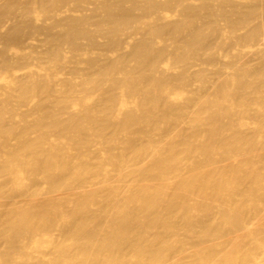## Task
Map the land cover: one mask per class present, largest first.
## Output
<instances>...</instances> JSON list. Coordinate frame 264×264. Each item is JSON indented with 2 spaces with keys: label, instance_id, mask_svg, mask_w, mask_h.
Segmentation results:
<instances>
[{
  "label": "bare ground",
  "instance_id": "1",
  "mask_svg": "<svg viewBox=\"0 0 264 264\" xmlns=\"http://www.w3.org/2000/svg\"><path fill=\"white\" fill-rule=\"evenodd\" d=\"M0 264H264V0H0Z\"/></svg>",
  "mask_w": 264,
  "mask_h": 264
}]
</instances>
